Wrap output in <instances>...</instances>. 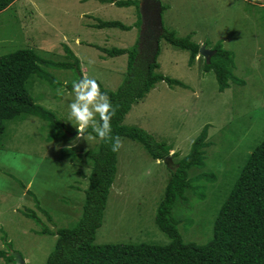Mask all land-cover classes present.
<instances>
[{
    "label": "rangeland",
    "instance_id": "rangeland-1",
    "mask_svg": "<svg viewBox=\"0 0 264 264\" xmlns=\"http://www.w3.org/2000/svg\"><path fill=\"white\" fill-rule=\"evenodd\" d=\"M159 1L165 8L161 21L166 30L180 38L190 37L211 51L221 45L234 55L233 74L245 85L231 83L230 89L220 93L214 72L204 71L205 60L197 57L189 67L188 52L156 38L162 34L153 25L156 14L144 27L137 6L119 8L98 0H16L0 13V58L32 50L47 62H76L68 59V49L79 60L82 75L74 68L42 66L55 84L34 76L28 86L36 103L65 125L66 138L50 141V136L59 132L50 123L28 116L9 122L0 147V248L7 249L2 241L5 237L12 253L25 264H45L55 247V237L38 234L42 227L53 231L73 227L82 216L83 190L92 163L85 158L73 164L62 160L61 150L97 151L100 140H76L78 133L68 115L74 94L67 86L94 78L105 89L116 91L128 74L126 55L110 58L99 49L137 47L138 57L147 40L155 52L158 39L160 72L185 87L157 84L125 118V126L142 128L165 142L171 160L168 164L155 161L141 145L122 140L117 179L103 226L96 234L97 244L169 243L155 222L172 178L169 166L174 168L187 156L192 143L208 127L207 142L211 145L206 149V167L189 171L192 188L184 194L187 202L180 200L173 209L183 241L207 244L222 205L248 158L264 140V8L245 0ZM100 21H119L134 26V30H98L94 25ZM219 59L223 58L215 61ZM202 173L214 176V181L199 178ZM199 187L204 190L197 195ZM35 199L52 222L36 207ZM27 210L36 212L39 224L25 217ZM0 264L7 263L0 259Z\"/></svg>",
    "mask_w": 264,
    "mask_h": 264
},
{
    "label": "trees",
    "instance_id": "trees-1",
    "mask_svg": "<svg viewBox=\"0 0 264 264\" xmlns=\"http://www.w3.org/2000/svg\"><path fill=\"white\" fill-rule=\"evenodd\" d=\"M15 1L0 0V13L7 10ZM98 1L119 8L137 6L138 12L140 11V0ZM246 1L264 8V0ZM160 8L163 13L165 8L161 4ZM94 27L98 30L119 29L123 32H131L134 29V26H127L119 21H100ZM159 37L170 46L188 52L189 67L194 66L196 58L199 57L200 45L192 42L190 37H178L176 32L166 30L163 25L162 34L156 38ZM149 41L147 40L140 47L141 54L138 57L136 45L132 49L98 48L110 58L126 55L128 74L125 83L116 91L105 89L98 80L97 83L116 106V113L111 121L112 134L120 136L122 140L141 145L155 161L169 162L170 154L165 142L157 141L153 135L142 128L124 125L125 118L133 106L145 99L157 84L165 83L171 88L185 87L179 80L167 77L160 72L157 61L160 54L159 47L154 52L152 42ZM215 50L214 61L211 60L210 64L204 61V71L214 72L218 91L223 93L230 89L231 83L238 86L245 85L233 74L236 68L234 55L224 51L221 45H218ZM66 53L69 60L76 62L62 64L47 62L32 50H19L0 58V147L9 122L28 116L50 123L59 132L52 134L50 141L67 137L65 125L57 119L55 114L36 103L28 87L34 76L47 83L55 84L54 77L44 71L42 66L63 70L74 68L81 75L79 60L70 50L66 49ZM219 56L224 60L215 61ZM136 57L137 60H135ZM67 88L72 91L71 86ZM208 129L205 127L202 130L192 143L189 154L174 165L175 169L169 166L172 178L165 188L155 218L156 226L169 239V243L166 244L148 242L97 244L96 234L103 226L109 194L117 179L119 152L113 153L109 144L103 140H100L97 151L61 150L62 160L68 159L73 164L78 159L85 158L92 163V169L86 177L87 188L83 190L85 203L80 220L73 227L58 228L53 231L46 226L47 228L42 227V230L38 232L40 235L56 238L55 247L45 264H264V140L248 158L236 184L222 205L214 222L213 237L207 244L185 243L178 228L180 222L173 217L174 207L180 200L187 202L184 194L188 188H192L189 171L206 167V149L211 145L207 142ZM199 178L208 181L215 179L214 176L206 173H202ZM199 178L196 179L201 180ZM200 190H204V187L195 189L197 195ZM29 195L34 196L32 192H29ZM35 201L36 207L49 222H52L48 212L39 205L37 199ZM24 213L27 219L38 224L41 221L35 211L27 210ZM2 241L7 249L0 248V259L7 264L18 263L6 238L2 237Z\"/></svg>",
    "mask_w": 264,
    "mask_h": 264
},
{
    "label": "clouds",
    "instance_id": "clouds-1",
    "mask_svg": "<svg viewBox=\"0 0 264 264\" xmlns=\"http://www.w3.org/2000/svg\"><path fill=\"white\" fill-rule=\"evenodd\" d=\"M72 92L74 99L68 104V115L69 122L78 133L76 140L83 139L87 143L103 140L109 144L113 153L119 152L123 147L122 138L112 134L111 124L116 106L107 93L101 90L97 80L82 78L73 81Z\"/></svg>",
    "mask_w": 264,
    "mask_h": 264
},
{
    "label": "water",
    "instance_id": "water-1",
    "mask_svg": "<svg viewBox=\"0 0 264 264\" xmlns=\"http://www.w3.org/2000/svg\"><path fill=\"white\" fill-rule=\"evenodd\" d=\"M141 2V8H140V11H141V14L143 16V26L146 27L147 24H150L149 21L146 19L145 17V11L143 10V2L140 0ZM155 6L156 8L154 9V13L156 14V17H157V21L154 23V26H158L159 29L162 30V21H161V8H160V3L155 1ZM154 16V14H153ZM158 50V39L156 40V48H155V51ZM216 55V51H211L209 49H207V47L205 46H201L200 47V50H199V56H201L207 64H210V61H211V58L213 56ZM169 160H171V157L169 156L168 157ZM165 162L167 163V160H165ZM168 164V163H167ZM15 260L19 263V264H25V261L18 255H15Z\"/></svg>",
    "mask_w": 264,
    "mask_h": 264
},
{
    "label": "flooded vegetation",
    "instance_id": "flooded-vegetation-1",
    "mask_svg": "<svg viewBox=\"0 0 264 264\" xmlns=\"http://www.w3.org/2000/svg\"><path fill=\"white\" fill-rule=\"evenodd\" d=\"M143 2V10L145 11V17L150 22L153 20V14L155 6V0H141ZM141 4V3H140ZM141 8V7H140Z\"/></svg>",
    "mask_w": 264,
    "mask_h": 264
},
{
    "label": "crops",
    "instance_id": "crops-1",
    "mask_svg": "<svg viewBox=\"0 0 264 264\" xmlns=\"http://www.w3.org/2000/svg\"><path fill=\"white\" fill-rule=\"evenodd\" d=\"M246 1V0H245ZM134 30V29H133Z\"/></svg>",
    "mask_w": 264,
    "mask_h": 264
}]
</instances>
